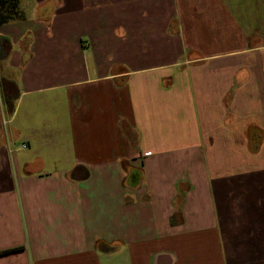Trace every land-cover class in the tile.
Listing matches in <instances>:
<instances>
[{
	"label": "crops",
	"instance_id": "0c3cea01",
	"mask_svg": "<svg viewBox=\"0 0 264 264\" xmlns=\"http://www.w3.org/2000/svg\"><path fill=\"white\" fill-rule=\"evenodd\" d=\"M0 20V264H264V0Z\"/></svg>",
	"mask_w": 264,
	"mask_h": 264
},
{
	"label": "trees",
	"instance_id": "16d2710c",
	"mask_svg": "<svg viewBox=\"0 0 264 264\" xmlns=\"http://www.w3.org/2000/svg\"><path fill=\"white\" fill-rule=\"evenodd\" d=\"M15 2V0H14ZM7 21H4V20H0V25L1 24H4L6 23ZM3 82V85H4V89H5V92H6V104H7V108L10 110L11 113L14 112V109H15V99H14V96H13V89L15 90V87L13 85V83L7 81V80H2ZM10 251H6L4 253H8Z\"/></svg>",
	"mask_w": 264,
	"mask_h": 264
},
{
	"label": "rangeland",
	"instance_id": "374dc122",
	"mask_svg": "<svg viewBox=\"0 0 264 264\" xmlns=\"http://www.w3.org/2000/svg\"><path fill=\"white\" fill-rule=\"evenodd\" d=\"M116 264H120V262L119 261H116Z\"/></svg>",
	"mask_w": 264,
	"mask_h": 264
},
{
	"label": "built area",
	"instance_id": "2783aa9c",
	"mask_svg": "<svg viewBox=\"0 0 264 264\" xmlns=\"http://www.w3.org/2000/svg\"><path fill=\"white\" fill-rule=\"evenodd\" d=\"M4 123H7V122H4ZM23 147H25V145Z\"/></svg>",
	"mask_w": 264,
	"mask_h": 264
}]
</instances>
